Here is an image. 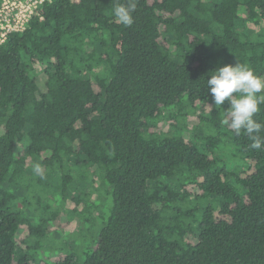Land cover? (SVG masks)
<instances>
[{"label":"trees","instance_id":"1","mask_svg":"<svg viewBox=\"0 0 264 264\" xmlns=\"http://www.w3.org/2000/svg\"><path fill=\"white\" fill-rule=\"evenodd\" d=\"M119 2H45L0 44V264H264V150L207 86L264 76V0H138L131 27ZM67 216L102 218L84 259L48 244Z\"/></svg>","mask_w":264,"mask_h":264},{"label":"clouds","instance_id":"2","mask_svg":"<svg viewBox=\"0 0 264 264\" xmlns=\"http://www.w3.org/2000/svg\"><path fill=\"white\" fill-rule=\"evenodd\" d=\"M138 0H121L113 8L116 22L131 27L134 24V13ZM207 86L218 109H223L222 123L234 130L237 136L242 131L247 134L251 149L264 150V121L255 117L264 105V76L257 75L246 64L238 62L235 65L227 64L211 70ZM229 107L225 110V102ZM36 171L40 169L37 166Z\"/></svg>","mask_w":264,"mask_h":264},{"label":"rangeland","instance_id":"3","mask_svg":"<svg viewBox=\"0 0 264 264\" xmlns=\"http://www.w3.org/2000/svg\"><path fill=\"white\" fill-rule=\"evenodd\" d=\"M183 119V118H182ZM187 120L190 125L195 124L197 121L196 115H189L187 117ZM161 127V124H160ZM165 130L170 129L169 126L163 128ZM198 133H203V126H201L198 130ZM82 190H85L89 192V197L91 199H99L104 200L106 197L105 193V187H103L102 182L100 180H95V182H89L86 183V187H78L73 191H70L67 193L69 200L75 195H79ZM53 199V198H52ZM54 204L60 203L59 199L55 197ZM64 208V206H63ZM107 216V215H105ZM68 218V216H67ZM69 222H67L66 226L63 227L60 231L57 230L54 232L53 236L51 237L48 244L52 243L55 244V247H59L58 241L64 244V246L74 245L72 248L78 253L76 256H78L79 259H84L86 252L90 249H92L94 241L98 238V233L100 232V228L102 226V218L98 217H91V219L87 221H83L82 227L79 226V216L77 217H69ZM63 239V241L61 240ZM77 241V242H76ZM57 242V243H56ZM76 242V243H75ZM58 249H45V254H54ZM68 250V247L67 249Z\"/></svg>","mask_w":264,"mask_h":264},{"label":"built area","instance_id":"4","mask_svg":"<svg viewBox=\"0 0 264 264\" xmlns=\"http://www.w3.org/2000/svg\"><path fill=\"white\" fill-rule=\"evenodd\" d=\"M52 0H2L0 4V44L9 34L27 29L45 2Z\"/></svg>","mask_w":264,"mask_h":264}]
</instances>
